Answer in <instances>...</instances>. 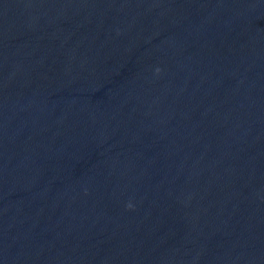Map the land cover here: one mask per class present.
Instances as JSON below:
<instances>
[{
    "label": "water",
    "instance_id": "1",
    "mask_svg": "<svg viewBox=\"0 0 264 264\" xmlns=\"http://www.w3.org/2000/svg\"><path fill=\"white\" fill-rule=\"evenodd\" d=\"M0 264H264V0H0Z\"/></svg>",
    "mask_w": 264,
    "mask_h": 264
}]
</instances>
